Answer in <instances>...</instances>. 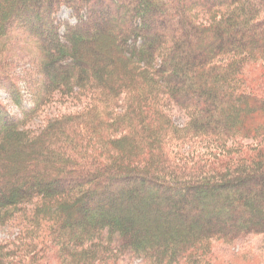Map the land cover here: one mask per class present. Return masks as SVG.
<instances>
[{
  "label": "trees",
  "instance_id": "16d2710c",
  "mask_svg": "<svg viewBox=\"0 0 264 264\" xmlns=\"http://www.w3.org/2000/svg\"><path fill=\"white\" fill-rule=\"evenodd\" d=\"M181 1H5L33 107L0 105V264H264V0ZM61 97L87 107L31 125Z\"/></svg>",
  "mask_w": 264,
  "mask_h": 264
},
{
  "label": "rangeland",
  "instance_id": "374dc122",
  "mask_svg": "<svg viewBox=\"0 0 264 264\" xmlns=\"http://www.w3.org/2000/svg\"><path fill=\"white\" fill-rule=\"evenodd\" d=\"M5 1L6 0H0V9L5 10L6 8L4 4ZM183 1H185V5H186L185 11L189 15L188 19L194 21L196 25H198L199 23H204V21H207L206 18H205L206 20L203 18H202L203 20L201 19V14H200L201 3H202L201 0H183ZM183 1H181V3ZM71 14L72 12L69 9L61 8L60 12L57 15V19L60 21H68L70 24H74L76 20L75 18L71 16ZM63 32H64V29L62 28L61 33ZM20 38L21 36L18 35L16 39L12 41L9 47L11 51H9V53L7 54V58L3 59V61L0 60L1 65H2L1 67L2 72H4L5 74L11 73L12 75L17 76V77L18 76L22 77L26 75L24 70H29L32 67L31 60L28 59L29 58L28 52L30 51V48L27 47V45H25V43H23L22 39ZM27 59L30 61H28ZM38 79L39 77L38 78L36 77V80ZM25 87L26 86L24 85V83H22L20 87L22 90V94L24 96L23 101H22V106H17L14 99L9 94V92L6 89L0 87V105L4 109V112L6 113V115L9 116L10 118L13 117L16 119H21V117L23 116V111L24 110L28 111L33 107V102H31L28 99L30 97L29 90ZM85 107H87V105L84 104L83 102H72L71 100H67L65 98L62 99L61 97L55 100L54 104L48 105L44 109L43 114L36 117L31 125H41L42 121L46 118H49V119L57 118L60 116H66L69 114L78 113ZM177 115L175 117L176 124L178 126H183L186 120V117H184L185 115L184 114L179 115V113H177ZM188 148H189V145H186L184 149L185 153H188L189 151ZM163 216H167V215L165 213H161L158 211L154 213V217L156 219H160ZM131 227L133 228L135 226L133 225ZM19 233H20V230L14 227H0V243L5 242V241L13 242L17 238V236H19ZM249 243L256 245L254 246V249L255 247H257V249L261 248L262 250V248L264 247V238L256 237L255 239H252ZM262 251L264 252V249ZM132 264H139V262L135 260L132 262Z\"/></svg>",
  "mask_w": 264,
  "mask_h": 264
}]
</instances>
